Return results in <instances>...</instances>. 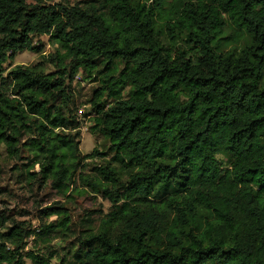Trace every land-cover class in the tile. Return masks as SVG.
Segmentation results:
<instances>
[{"label":"trees","instance_id":"trees-1","mask_svg":"<svg viewBox=\"0 0 264 264\" xmlns=\"http://www.w3.org/2000/svg\"><path fill=\"white\" fill-rule=\"evenodd\" d=\"M44 35V63L5 73ZM78 73L109 161L79 151ZM0 145L110 204L38 229L0 213V264H264V0H0Z\"/></svg>","mask_w":264,"mask_h":264},{"label":"rangeland","instance_id":"rangeland-1","mask_svg":"<svg viewBox=\"0 0 264 264\" xmlns=\"http://www.w3.org/2000/svg\"><path fill=\"white\" fill-rule=\"evenodd\" d=\"M44 1L51 4L60 2V0ZM68 1L75 4L81 0ZM33 45L38 48L39 52L24 51L18 53L13 59L4 63L5 73L16 65L30 67L41 61L44 63L45 59L53 54L57 48L49 41L47 35L34 38ZM46 68L52 70L51 66H46ZM83 78H85V75L78 73L70 86L74 96V107L79 111V113H76L80 124L79 151L84 156L96 149L104 155L102 160L109 161L112 156L107 154L108 142L98 132L92 130L94 114L89 100L93 96V90L97 88V82L89 83ZM101 162L104 161L100 159L96 161L87 160L86 163H89V166L85 173H89L94 165H99ZM25 163L24 158L11 159L5 151V147L0 145V213H4L8 218L6 227L11 226L12 222H16L23 227L38 229L43 223H53L58 220L57 216L44 218L42 215V210L53 206L64 207L71 214L73 221H77L87 214L96 217V212L99 210L107 213L110 207L109 202L80 186L78 180L75 181L73 188L64 195L53 188L51 184L21 176L17 169ZM38 170V167L34 166L30 173L38 172ZM51 245L58 248L67 244L62 240H56ZM38 249L42 256L43 253L49 251L44 249L43 245L37 246L35 250L32 239L28 241L25 251L36 252ZM24 264L32 263L30 260L25 259ZM51 264H57L56 258L51 260Z\"/></svg>","mask_w":264,"mask_h":264}]
</instances>
